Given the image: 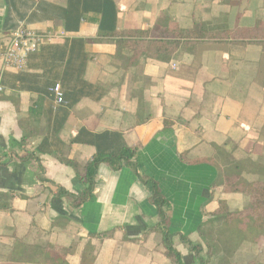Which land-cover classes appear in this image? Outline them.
Segmentation results:
<instances>
[{
	"label": "crops",
	"instance_id": "crops-1",
	"mask_svg": "<svg viewBox=\"0 0 264 264\" xmlns=\"http://www.w3.org/2000/svg\"><path fill=\"white\" fill-rule=\"evenodd\" d=\"M162 16L181 28H250L264 24V0H0V262L22 242L70 249L68 264H80L87 247L94 264H172L149 185L130 167L102 163L94 196L77 208L52 184L77 195L84 188L62 159L85 165L139 145L138 171L170 202L167 230L185 264L197 258L181 236L204 254L199 227L213 228L220 202L231 212L248 205L245 194L212 186L210 159L237 162L244 182L264 180V50L191 41L123 70L113 33L150 30ZM22 25L64 37L31 53L24 70L4 69L1 55ZM229 255L224 264H264V235Z\"/></svg>",
	"mask_w": 264,
	"mask_h": 264
},
{
	"label": "trees",
	"instance_id": "trees-1",
	"mask_svg": "<svg viewBox=\"0 0 264 264\" xmlns=\"http://www.w3.org/2000/svg\"><path fill=\"white\" fill-rule=\"evenodd\" d=\"M116 41V58L121 63V68L127 70L136 64L139 55L146 54L150 58H159L161 55H169L176 52L182 45L194 41H212V40H231L240 44L247 42L259 43L264 50V24L250 28L236 26L230 28H216L203 25L200 28H181L174 25L171 20L162 16L154 27L150 30L126 29L113 33ZM130 51L131 55L124 54V51ZM167 124V123H166ZM26 141V138H24ZM139 145L134 147H123L116 153L96 154L85 165L76 160L62 159L76 173L77 178L83 184L84 188L80 194H73L64 187L56 185L57 196L69 197L73 200L74 207H80L94 196L96 187V177L100 164L107 163L114 170H120L122 167H130L136 176L144 184L149 185L151 189V202L156 206L160 216L158 224L159 230L163 233L164 254L172 264H185L182 254L174 247L172 242L173 235L167 230L169 224L168 212L171 204L163 195L159 183L152 177L143 176L139 173L137 167V153ZM183 162L193 163L186 158L185 154L180 155ZM207 159H200L195 162H204ZM216 167L218 175L212 183L213 187L221 186L225 192H240L248 196L249 203L241 211L231 212L225 201L220 202L219 209L214 214L212 227L208 230L199 227V233L206 239V253L203 254L201 244H193L187 237L181 236L184 243L188 244L197 258L196 264H213L212 260L216 256L215 247L217 246L216 235H224L223 249L231 254L242 241L257 240L264 235V180L244 182L241 180V169L237 162L225 160L223 164H218L211 160ZM45 180L44 177L41 178ZM214 223H217L215 226ZM248 223L247 228L239 230L240 224ZM227 227V228H226ZM154 229H157L154 227ZM240 234V235H239ZM223 236V237H224ZM240 238V239H239ZM227 243V245H226ZM222 246V245H221ZM71 250L52 248L46 251L39 247L26 245L17 242L7 262L0 264H68L65 255ZM222 252V251H221ZM14 256V260H10ZM96 257L95 250L87 247L81 256L80 264H94ZM226 264H259L254 260L247 263L228 262Z\"/></svg>",
	"mask_w": 264,
	"mask_h": 264
},
{
	"label": "built area",
	"instance_id": "built-area-1",
	"mask_svg": "<svg viewBox=\"0 0 264 264\" xmlns=\"http://www.w3.org/2000/svg\"><path fill=\"white\" fill-rule=\"evenodd\" d=\"M64 37V32L45 31L37 32L20 26L9 37L8 44L1 55L4 69L22 71L26 68L28 56L40 49L47 42ZM3 87L0 85V92ZM56 102L63 101V93L60 84L55 86Z\"/></svg>",
	"mask_w": 264,
	"mask_h": 264
},
{
	"label": "rangeland",
	"instance_id": "rangeland-1",
	"mask_svg": "<svg viewBox=\"0 0 264 264\" xmlns=\"http://www.w3.org/2000/svg\"><path fill=\"white\" fill-rule=\"evenodd\" d=\"M247 226H248V223H242V224H240V227L241 228H239V230H244V229H242V228H247ZM227 228V227H226ZM240 235V234H239ZM217 237H216V242L218 243L217 244V246L215 247V251H216V256L213 258V260H212V263L213 264H224V262H225V259H224V257L223 256H225V258H226V256H230L228 253H227V251L226 250H224L223 249V247L225 246L224 245V238H227L226 236H224V235H220L219 233L216 235ZM224 236V237H223ZM203 240V242H204V244H205V242L207 241L206 239H204V238H202ZM240 239V238H239ZM195 244H200V243H195ZM222 245V246H221ZM226 245H227V243H226ZM206 247V246H205ZM207 248V247H206ZM204 250V249H203ZM222 251V252H221ZM204 255H205V253H204ZM10 260H14V256H12V258L10 259ZM227 261H228V259H227ZM229 262V261H228Z\"/></svg>",
	"mask_w": 264,
	"mask_h": 264
}]
</instances>
